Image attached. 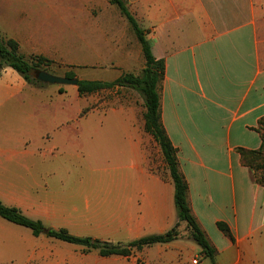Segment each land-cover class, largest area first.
<instances>
[{
  "label": "crops",
  "instance_id": "0c3cea01",
  "mask_svg": "<svg viewBox=\"0 0 264 264\" xmlns=\"http://www.w3.org/2000/svg\"><path fill=\"white\" fill-rule=\"evenodd\" d=\"M125 1L154 57L165 62L158 86L162 125L177 150L191 211L220 251L217 264H264V188L239 153L264 150V0ZM82 23H88L92 67L118 68L90 80L112 82L143 70L140 43L108 0H0V38L16 41L25 56L79 58ZM57 86L37 88L11 68L0 74V202L48 232L89 234L72 229L74 219L82 210H101L111 215L112 235L121 236L115 241L165 234L178 224L180 236L137 250L130 260H85L74 256L78 245L46 231L36 237L0 217V264H212L204 256L193 259L200 250L178 219L174 182L145 131L146 108L135 91L115 87L126 92L105 114L95 108L90 137L105 130L108 150H90L95 165L82 167L87 153L78 150L80 126L65 133L79 108L65 104Z\"/></svg>",
  "mask_w": 264,
  "mask_h": 264
},
{
  "label": "trees",
  "instance_id": "16d2710c",
  "mask_svg": "<svg viewBox=\"0 0 264 264\" xmlns=\"http://www.w3.org/2000/svg\"><path fill=\"white\" fill-rule=\"evenodd\" d=\"M111 5L118 8L121 15L128 21L138 42L140 43L142 53L145 59V67L139 74L124 73L118 79L112 82L79 80L77 90L80 96L94 94L103 90H110L115 87L132 89L140 93L144 98L145 104V131L153 137L154 141L161 149L164 162L170 172L175 187V206L178 219L185 222L190 232L192 240L200 248L205 258L212 264L216 262V249L211 245L205 233L201 229L197 219L193 215L188 203V184L181 175L178 167L177 150L168 137L161 121L160 114V96L158 92L159 83L165 75V62L157 60L152 52L151 42L147 39L146 32L139 26L136 18L129 11L125 0H108ZM51 61L42 56L28 58L20 51L19 44L12 39L0 38V66L5 65L20 74L28 84L41 87L44 83L38 81L33 73L39 71L41 66L48 65ZM1 71V68H0ZM68 78H75L72 74H67ZM261 137L264 143V122L261 123ZM242 164L252 171L257 177L256 184L264 186V173L259 172L258 161L264 160V150L240 149ZM256 173V174H255ZM0 217L16 225L28 228L34 236L38 237L47 230L40 221L27 218L22 212L13 207H7L0 202ZM218 228L231 240H234L228 226L225 223H218ZM179 224L172 230L161 235L146 236L126 244H112L104 242L93 237H80L71 235L66 229H49L48 236L57 240L82 246L88 250H98L101 256L108 257L112 255L129 256L134 250H141L155 244H166L177 240L180 236L178 231Z\"/></svg>",
  "mask_w": 264,
  "mask_h": 264
},
{
  "label": "rangeland",
  "instance_id": "374dc122",
  "mask_svg": "<svg viewBox=\"0 0 264 264\" xmlns=\"http://www.w3.org/2000/svg\"><path fill=\"white\" fill-rule=\"evenodd\" d=\"M66 1H69V0H66ZM81 1L94 2V0H81ZM100 1L101 0H97V2H100ZM103 2H106V0H103ZM87 25L88 23H84V24L82 23V27L80 31L83 42L81 43V52H80L81 56L79 58H74L70 60L49 59L51 63H49L48 65L41 66L39 69L42 71H47L48 73H51L53 75L60 76V77H66L67 74H72L74 75L75 78L79 80L95 79L98 77V74L100 71L102 72L112 71L113 73H115L118 68H115L112 66H109V67L102 66V67L95 68V67H92V65L90 64L89 59L87 58V54H88L87 52H88V47H89L88 41L90 39V32H89ZM129 28L130 30H132L131 27ZM35 56L37 57V55L32 54L27 57L30 58V57H35ZM0 68H1V71H0V74H1L6 67L5 65H3L2 67L0 66ZM44 86L45 84L37 88H42ZM56 88L60 90L62 97L65 99V104L73 103L76 105L77 108H79L78 116L76 114L73 116L76 120L75 121L73 120L72 122L66 121L65 133L71 132L72 130L77 128L78 125L80 126L81 146L78 145V150H86V153H87L85 161L82 160L81 165L82 167L89 166V165L94 166L95 160L91 158L90 150H108L107 144H109L108 143L109 140H108L105 130L102 131L101 135L90 137V132L94 130V126H95V124L92 122L93 116H94V110L95 108H98L99 110L102 111L101 114H105V112H107L108 110L109 104L112 103L115 99H119L123 95V92H126V91L124 89L120 90V89L115 88V89H110V90H103V91H100L94 94L80 96L78 94L77 88L74 86L59 85ZM133 94L135 97L138 98V101L140 102V104H142V108H143L145 106V104L143 103L144 102L143 96L136 91ZM14 114L16 116L19 115L18 111L17 113L15 112ZM140 114L141 113L139 112L138 115ZM0 142L2 143V141ZM148 147L151 150V154H152L154 161L160 162L161 161L160 154L156 151L158 150V147L155 145V143L151 141ZM66 148L68 149V147H65V149ZM72 149L76 150L75 147H72ZM257 163H258V167L262 168L259 170V172L264 173V160H259ZM256 176L260 177V173H257L255 176H253L254 181L257 182ZM258 185L264 188V186L261 183ZM110 216L111 215L107 213L106 211L82 210L81 218L79 220L74 219V226L72 227V229H75L80 232L89 233V234H83L80 236H92L104 242H109V243L116 244V245L128 243V242H120V241L114 240V239L121 238V236L112 235V231H111L112 230L111 228L112 220H109ZM69 222L71 225L72 220H70ZM48 242L51 244H56V247H57L56 249L62 250L60 243H57L56 241L50 240V239ZM194 244L196 245L195 242ZM215 249L218 254L220 251L218 250V247L216 245H215ZM74 251H75V255H74L75 257L79 253V257L85 260L99 259L101 256L98 250H88L82 246L75 247ZM261 253L264 254V252H261ZM137 254H138L137 250H134L130 254L131 257L128 256L129 258H126V259L130 260L132 258H136ZM202 256L204 255L202 254L200 250L199 253L197 252L194 253L193 259L200 260Z\"/></svg>",
  "mask_w": 264,
  "mask_h": 264
},
{
  "label": "water",
  "instance_id": "95a60500",
  "mask_svg": "<svg viewBox=\"0 0 264 264\" xmlns=\"http://www.w3.org/2000/svg\"><path fill=\"white\" fill-rule=\"evenodd\" d=\"M33 76L38 81L50 85H70L77 87L79 83V79L77 78L60 77L42 70L35 71L33 73ZM46 233H48V231H46Z\"/></svg>",
  "mask_w": 264,
  "mask_h": 264
},
{
  "label": "built area",
  "instance_id": "2783aa9c",
  "mask_svg": "<svg viewBox=\"0 0 264 264\" xmlns=\"http://www.w3.org/2000/svg\"><path fill=\"white\" fill-rule=\"evenodd\" d=\"M193 262H194V264H197V261L196 260H194Z\"/></svg>",
  "mask_w": 264,
  "mask_h": 264
}]
</instances>
